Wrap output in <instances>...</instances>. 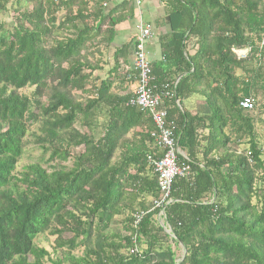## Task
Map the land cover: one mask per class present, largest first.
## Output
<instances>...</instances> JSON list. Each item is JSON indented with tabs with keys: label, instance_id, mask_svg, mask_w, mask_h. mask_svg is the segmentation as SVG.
<instances>
[{
	"label": "trees",
	"instance_id": "trees-1",
	"mask_svg": "<svg viewBox=\"0 0 264 264\" xmlns=\"http://www.w3.org/2000/svg\"><path fill=\"white\" fill-rule=\"evenodd\" d=\"M8 1L0 0V13ZM15 2L12 25L0 21V264H264V159L253 115L255 89L264 91V85L257 86L260 68L245 69L264 50V0H176L168 15L167 51L178 77L171 81L176 84L168 117L185 157L178 163L189 167L191 178L173 182L160 220L152 210L158 189L147 160L156 152L150 117L115 98L103 135L87 133L109 88L103 81L95 87L87 60L90 45L102 36L103 9L94 11L95 27L88 24L83 0ZM59 10L70 17L55 26ZM114 25L109 19L108 26ZM60 30L66 37L56 36ZM191 39L194 53L184 55ZM245 49L238 60L235 51ZM90 82L95 98L90 93L82 102ZM28 87L31 95L21 94ZM192 97L201 98L206 110L186 111L183 101ZM244 98L253 100L252 110L239 107ZM141 119L146 130L137 141L121 144L125 150L114 160L119 142ZM33 124L34 143L49 154L45 164L72 157L70 167L34 163L14 175ZM243 144L246 149L238 150ZM77 148L81 153L72 155ZM137 212L145 215L133 228ZM120 217V231L114 232ZM45 233L55 237V259L34 243Z\"/></svg>",
	"mask_w": 264,
	"mask_h": 264
},
{
	"label": "crops",
	"instance_id": "crops-1",
	"mask_svg": "<svg viewBox=\"0 0 264 264\" xmlns=\"http://www.w3.org/2000/svg\"><path fill=\"white\" fill-rule=\"evenodd\" d=\"M90 1L95 5L92 6L90 13L92 19L95 18L94 11L100 9V6L105 16L101 26L102 36L92 43L95 48L90 50L92 52L90 59L87 57V60L94 66L91 75L95 78V87L101 81L106 82L109 87L106 97L96 106L95 116L90 117L89 120L87 133L98 139L103 135L110 121L111 113L108 112L114 108L115 98L128 100L135 89V78L132 75L131 67L138 22L148 25L152 32V38L145 44V52L154 71L155 81L159 79L166 80V82H171L173 79L177 81L178 77H175V70L171 66L174 59L167 51L172 35L168 15L177 6V2L176 0H141L139 8H136L133 0ZM108 13H111L109 18L107 17ZM109 19L112 22L115 21L112 28L108 26ZM94 21L96 27L99 17ZM107 30L111 32L110 36L106 33ZM193 45V39L185 43L184 55L191 56L194 53ZM94 90L92 88L89 93H92V97L95 98ZM192 100L194 106H190ZM183 104L185 105L184 109L191 114L203 112V100L199 97L185 100ZM133 121L137 120L133 119ZM146 128L143 119L139 120L119 142L114 153V160H117L122 155L121 151L125 150L121 148V144L137 141L139 134H143ZM181 154L183 155V153Z\"/></svg>",
	"mask_w": 264,
	"mask_h": 264
},
{
	"label": "built area",
	"instance_id": "built-area-1",
	"mask_svg": "<svg viewBox=\"0 0 264 264\" xmlns=\"http://www.w3.org/2000/svg\"><path fill=\"white\" fill-rule=\"evenodd\" d=\"M136 8H139L141 0H133ZM152 38V32L148 25L138 22L134 37L132 75L135 78V89L125 106L135 108L142 114H147L153 124L150 139L156 149L154 155L147 158L152 174L156 177L158 198L152 201V210H157V218H164L163 210L170 200V192L176 179H190L191 172L187 165L178 163V158L183 157L177 147L175 135V122L168 117L169 103L174 100V87L176 81L157 84L152 75V68L148 61L145 44ZM264 46V40L261 42ZM248 49L235 51L238 60L245 58ZM239 107L244 111H250L254 107L253 100L244 98L239 102ZM247 157L250 153H246ZM144 212H137L133 216V228L141 222ZM165 232L170 233L167 226L162 225ZM136 253V248H133Z\"/></svg>",
	"mask_w": 264,
	"mask_h": 264
},
{
	"label": "rangeland",
	"instance_id": "rangeland-1",
	"mask_svg": "<svg viewBox=\"0 0 264 264\" xmlns=\"http://www.w3.org/2000/svg\"><path fill=\"white\" fill-rule=\"evenodd\" d=\"M86 4V10H85V14L87 13L90 16V19L88 20V24H90V26L94 25L93 21H92V17H91V11H92V6H95L94 3H92V1L90 0H83ZM23 3H29V2H22ZM23 9H27V7H23ZM6 13H0V21L6 25V27H10L12 25V20H13V16L15 15V10H19V7L16 5L15 0H9L6 4ZM76 11V6H74V8L72 9V13L71 16L73 17ZM68 17H70V15H67L66 11L63 10H59L58 12H56L54 14V18H55V26H57V24L64 22V20ZM85 16V15H83ZM68 34V32L60 30L59 31V35H56L59 39L60 38H64L66 37V35ZM262 37V36H261ZM264 38V35H263ZM262 38V39H263ZM95 47L92 46V44L90 45L88 51H87V57L88 59H90V54H92V52H90V50L94 49ZM258 57V55H257ZM256 57V58H257ZM259 59H248V61H246L245 63V69L247 71H251V70H255L256 68H260L259 69V75L261 76V80L258 81V85H264V50L261 56L258 57ZM259 60V61H258ZM236 75H241L243 74L241 70H237L235 72ZM249 76H253V75H249ZM92 77V75H91ZM94 78V77H92ZM93 82V81H92ZM94 83V82H93ZM93 83H89V85L86 87V89L88 88V91L86 94H82L80 95L79 93H76L78 95H80L81 97V101L84 102V100H86V98L89 96L90 93H88L90 90H92L90 87ZM255 90H257V94L255 97V110L253 111V115L255 116V118L257 119V122L254 126L255 128V135L257 138V142L258 145L260 146L262 152H263V159H264V91L260 90V88H256ZM33 92V88H25L21 91V94L26 95V96H30L31 93ZM42 101H45V98H42ZM192 105L190 106H194V101H191ZM183 106H185L183 104ZM192 108V107H190ZM205 106L203 104V111H205ZM83 124V123H82ZM80 122H76L74 124L75 128L80 129V131H84L86 132V129L84 126L80 127ZM34 135H38V131H37V125H31V127H29V131L26 135V137L23 140V152H22V156L20 158V160L18 161L16 167H15V171H14V175L18 176V174L20 172L23 171L24 167L30 164H34V163H39L42 167L47 168L48 166H53V167H57V166H65V167H70L72 165V157L65 163H58V162H53V163H49L48 165L45 164V161L48 159L49 154L48 153H44L43 150L34 143L35 141V137ZM246 149V146L243 144L242 146L239 147L238 150H243ZM82 148H77L72 150V155H78L79 153H81ZM50 171V170H49ZM256 188H260V186L258 184H256ZM253 205H256V200L252 201ZM258 205H256L257 207ZM258 209V207H257ZM123 217L118 218L116 225L113 227V231L117 232L120 231V220H122ZM69 235H64V238H68ZM35 245L39 248H43L45 249L49 254H50V258L51 259H55V257L59 256L60 251L56 250L54 252V244H55V237H51L50 235H48L47 233H45L44 235H41L39 237H37L35 239ZM82 253V249L79 248L77 249L74 254L79 256ZM183 256V250L181 247H179V250L177 251V257L181 258ZM46 264H50L48 261H45Z\"/></svg>",
	"mask_w": 264,
	"mask_h": 264
},
{
	"label": "water",
	"instance_id": "water-1",
	"mask_svg": "<svg viewBox=\"0 0 264 264\" xmlns=\"http://www.w3.org/2000/svg\"><path fill=\"white\" fill-rule=\"evenodd\" d=\"M169 234V233H168Z\"/></svg>",
	"mask_w": 264,
	"mask_h": 264
}]
</instances>
